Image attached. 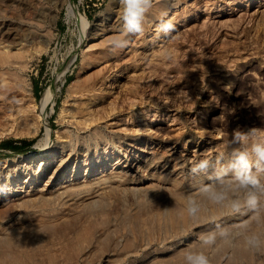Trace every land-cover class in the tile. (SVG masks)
Returning <instances> with one entry per match:
<instances>
[{"label":"rangeland","instance_id":"374dc122","mask_svg":"<svg viewBox=\"0 0 264 264\" xmlns=\"http://www.w3.org/2000/svg\"><path fill=\"white\" fill-rule=\"evenodd\" d=\"M121 15L119 0H0V143L18 146L0 161L61 146L67 175L96 168L1 201L0 264H264V0H152L129 36ZM114 146L152 156L126 175L104 164Z\"/></svg>","mask_w":264,"mask_h":264},{"label":"bare ground","instance_id":"6f19581e","mask_svg":"<svg viewBox=\"0 0 264 264\" xmlns=\"http://www.w3.org/2000/svg\"><path fill=\"white\" fill-rule=\"evenodd\" d=\"M115 20H118V16L116 17ZM9 21V20H8ZM98 25H99V21L98 22H95L92 24L93 28L91 29L90 32H94L96 28H98ZM2 27V26H1ZM9 28V27H8ZM9 30V29H8ZM14 30V29H13ZM6 31H7V28H6ZM18 31V30H17ZM22 31V30H21ZM28 31V30H27ZM15 32V31H14ZM19 32V31H18ZM32 32V31H31ZM38 32V31H37ZM7 32H5V28H4V31L3 29L0 30V34L3 35V36H7L9 37L10 36V33L9 35L6 34ZM16 33V32H15ZM21 33V32H20ZM13 34V33H12ZM0 35V36H1ZM17 35V33H16ZM32 34L30 33V30H29V33H26L25 36L27 37H30ZM14 36V35H12ZM50 92V89H46V91L43 93L42 95V98H41V106H44L45 102H46V98L48 97V94ZM2 107V106H1ZM4 107V106H3ZM44 108V107H43ZM43 110V109H42ZM7 123V122H6ZM9 127V126H8ZM26 129V128H24ZM46 129L48 130V127L46 126ZM21 130V129H19ZM18 129L16 130V128H12V129H9L7 130L6 132H11L12 134L14 135H19L21 134L22 132L19 131ZM95 130V129H94ZM99 130V129H98ZM98 133V132H97ZM193 136V135H192ZM80 137V135H79ZM116 137V136H115ZM119 137V136H117ZM142 137V136H141ZM76 138V137H75ZM114 138V137H113ZM143 138V137H142ZM146 138V137H144ZM83 139V138H82ZM99 139V138H98ZM131 139V138H130ZM134 139V138H133ZM133 139H131L133 141ZM147 139V138H146ZM156 139V138H155ZM67 140V139H66ZM138 140V139H137ZM121 141V140H120ZM124 141V140H123ZM122 141V142H123ZM129 141V140H128ZM131 141V142H132ZM135 141V140H134ZM154 143L155 141L152 140ZM89 142V141H88ZM103 142V141H102ZM101 142V143H102ZM119 142V141H118ZM126 142V141H125ZM130 142V143H131ZM145 142V141H144ZM157 142V141H156ZM162 142V141H161ZM209 142V141H208ZM67 143V142H66ZM121 143V142H120ZM133 143V142H132ZM143 143V142H142ZM37 144H39V142H37ZM124 144V143H123ZM136 145L138 144L140 148V141H137L135 143ZM60 145V144H59ZM70 145V144H68ZM73 145V144H72ZM122 145V144H121ZM125 145V144H124ZM132 145V144H131ZM152 145V144H151ZM164 145V144H163ZM179 145V144H178ZM64 145L62 144V147ZM75 146V145H74ZM108 146V145H107ZM116 146V145H115ZM115 146L113 147L112 150H110V152L108 151V147L106 149H102L104 153V157L106 159V163L104 164H107V161L112 164V161L114 162L113 165H116L117 167L120 168L121 172H124L126 175L127 173H131L132 170H139L141 167H145V165H147V158L151 157L150 154H151V150H147V148H144L143 151H131V149L129 150L128 149V146H126L127 148L125 149L124 152H121L122 155L119 154V152L117 151V149L115 150ZM149 146V145H148ZM160 146V145H159ZM172 146V145H171ZM80 147V146H79ZM133 147V146H131ZM136 147V148H137ZM143 147V146H142ZM145 147V146H144ZM156 147V146H155ZM154 147V149H156ZM165 148V146H163ZM162 147V148H163ZM168 147V146H167ZM196 147V146H195ZM66 148V147H65ZM112 148V147H111ZM151 148V147H150ZM173 148V146H172ZM176 148V147H175ZM207 148V147H206ZM80 149V148H79ZM122 149V148H121ZM120 149V150H121ZM142 149V148H141ZM153 149V147H152ZM168 149V148H167ZM201 149V148H200ZM50 150V149H49ZM64 150V148H63ZM69 150L70 152V149H67ZM101 150V151H102ZM134 150V149H133ZM153 151V150H152ZM157 151V149L155 150V152ZM165 151V150H164ZM167 151V150H166ZM165 151V152H166ZM171 151V150H170ZM201 151V150H200ZM85 152V151H84ZM97 152V151H96ZM95 152V153H96ZM172 152V151H171ZM176 152V150H175ZM178 152V151H177ZM176 152V153H177ZM193 152V151H192ZM204 152V150H203ZM67 153V152H65ZM79 153V152H78ZM82 153V152H81ZM153 153V152H152ZM162 153V152H160ZM174 153V152H173ZM181 153V152H179ZM178 153V154H179ZM158 154V152H157ZM167 154V153H166ZM200 154V153H199ZM82 155V154H81ZM96 155V154H94ZM101 155V154H100ZM160 155V154H159ZM195 155V154H194ZM193 155V157H194ZM202 155V154H201ZM158 156V155H156ZM170 156V155H169ZM181 156V155H180ZM179 156V157H180ZM212 156V155H211ZM100 157V156H99ZM98 155L95 157V159L91 158L92 160L90 162H94L95 164L98 163V162H102L103 159L99 158ZM154 157V156H153ZM178 157V156H177ZM182 157V156H181ZM189 157V156H188ZM208 157V156H207ZM13 158V157H12ZM86 158V157H85ZM88 158V157H87ZM86 158V159H87ZM166 158V157H165ZM172 158V157H171ZM174 158V157H173ZM235 158V157H234ZM64 155H63V152H62V148L60 146V150H52V151H49L48 152H41V154H25V155H21L19 156V158H13L11 160H2L0 161V202L1 201H4L6 198L10 197V196H13V195H17V194H20V193H24V192H27V190H30V188L32 187V184L34 183V185H37V187H35V189H39V190H49L48 187H50L51 184H60L61 182H69V180L71 179H76L78 178V176H82L83 175V178H86L85 175L88 174V171L89 170H92L91 167H93L92 165H90L88 167V169H86V172L80 174V166L81 165H84V167L86 168V164H85V161L84 162H81V164L79 163H73L74 165L71 167L70 169V173L69 175H67L66 171L68 170L66 166L63 165L64 162ZM77 159V158H76ZM89 159V158H88ZM154 159V158H153ZM152 159V160H153ZM157 159V158H156ZM161 159V157H160ZM168 160V158H166ZM182 159V158H181ZM183 159H185L183 157ZM82 160H83V157H82ZM150 160V159H149ZM159 160V159H158ZM174 160V159H173ZM179 160V158H178ZM189 160V159H188ZM205 160V159H204ZM67 161V160H66ZM104 161V160H103ZM165 161V160H164ZM180 161V160H179ZM178 161V162H179ZM75 162V161H74ZM100 162V164H102ZM151 162V161H150ZM149 162V163H150ZM157 163V161H155ZM200 162V161H199ZM211 162V161H210ZM216 162V161H215ZM67 163V162H66ZM89 163V162H88ZM153 163V162H152ZM174 163V161H173ZM103 164V165H104ZM109 164V165H110ZM163 164V163H162ZM172 164V163H171ZM205 164V163H204ZM89 165V164H88ZM87 165V166H88ZM149 165V164H148ZM151 165V164H150ZM157 165V164H156ZM159 165V164H158ZM176 165V164H174ZM189 165V164H188ZM187 165V166H188ZM199 165V164H198ZM203 165V164H202ZM101 166V165H100ZM173 166V165H172ZM95 167V166H94ZM93 167V168H94ZM105 167V166H104ZM148 167V166H146ZM160 167V166H159ZM164 167V166H163ZM167 167V166H166ZM191 167V165L189 166ZM200 167V166H199ZM82 168V167H81ZM91 168V169H90ZM108 168V167H107ZM175 168V167H174ZM172 168L171 170L173 171ZM177 168V167H176ZM193 168H196V167H193ZM67 169V170H66ZM96 169V168H94ZM111 169V166L110 168ZM108 169V170H109ZM113 169V168H112ZM118 169V168H117ZM146 169V168H144ZM149 169V168H148ZM165 169V168H164ZM191 169V168H190ZM84 170V169H83ZM107 170V171H108ZM115 170V169H114ZM119 170V169H118ZM119 170V171H120ZM155 170V168H154ZM159 170V169H158ZM170 170V172L172 173V171ZM177 170V169H176ZM175 170V171H176ZM65 171V172H63ZM112 171V170H111ZM140 171V170H139ZM138 171V172H139ZM142 171V170H141ZM144 171V170H143ZM148 171V170H147ZM157 171V169H156ZM166 171V170H165ZM169 171V170H168ZM168 171L166 173H168ZM193 171V170H192ZM82 172V171H81ZM93 172V171H92ZM110 172V171H108ZM164 172V170H163ZM179 172V170H178ZM101 173V171H100ZM176 173V172H175ZM116 174V173H115ZM114 175V174H113ZM123 175V174H122ZM85 176V177H84ZM89 177V176H88ZM91 177V175H90ZM89 177V178H90ZM118 177V176H116ZM82 178V177H81ZM103 179V178H102ZM78 180V179H77ZM85 180V179H83ZM100 180V179H99ZM104 180V179H103ZM73 181V180H72ZM33 182V183H32ZM36 182V184H35ZM102 183V182H100ZM105 183V182H104ZM53 187V186H52ZM34 189V190H35ZM41 192V191H40ZM29 193V192H27ZM39 193V191H38ZM36 194V192H35ZM26 195V194H25ZM32 196V194L30 195ZM15 197V196H14Z\"/></svg>","mask_w":264,"mask_h":264},{"label":"clouds","instance_id":"9594fccd","mask_svg":"<svg viewBox=\"0 0 264 264\" xmlns=\"http://www.w3.org/2000/svg\"><path fill=\"white\" fill-rule=\"evenodd\" d=\"M121 5V21L122 28L125 36L136 35L143 31V21L145 19L146 13L150 10L152 0H119ZM162 30L167 35L174 30V25L171 21L162 22ZM117 48H122L126 46V40L114 41ZM255 152L257 155L264 159V145H256ZM239 164L242 168H247V160L245 156L241 155L239 157ZM242 185H255L257 180L252 176L248 175L246 172H241L237 177ZM250 204L255 203V197H251L249 200ZM190 211H193L190 209ZM215 235H208L203 237V245H212L215 243ZM185 264H209L208 257L203 251H188L185 254Z\"/></svg>","mask_w":264,"mask_h":264},{"label":"trees","instance_id":"16d2710c","mask_svg":"<svg viewBox=\"0 0 264 264\" xmlns=\"http://www.w3.org/2000/svg\"><path fill=\"white\" fill-rule=\"evenodd\" d=\"M31 141H26V140H21L22 145H26L29 144ZM0 145L12 148V149H17L18 146H15L14 144H12L11 142H7V141H3L2 143H0Z\"/></svg>","mask_w":264,"mask_h":264}]
</instances>
